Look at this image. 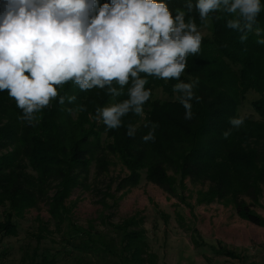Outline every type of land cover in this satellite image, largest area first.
Returning a JSON list of instances; mask_svg holds the SVG:
<instances>
[{
  "label": "trees",
  "instance_id": "1",
  "mask_svg": "<svg viewBox=\"0 0 264 264\" xmlns=\"http://www.w3.org/2000/svg\"><path fill=\"white\" fill-rule=\"evenodd\" d=\"M165 2L175 14L176 9L186 11L188 0ZM104 3L111 0H98V6ZM191 3L193 9L186 19L194 17L202 28L205 25L195 9L196 0ZM230 18L224 13H211V28L203 35L200 53L187 58V69L180 80H199L190 120L184 118L185 109L175 99L173 85L178 81L174 79L148 76L145 87L151 89L152 96L144 105V117L129 113L119 129H108L98 122L95 109L127 99L128 86L113 100L106 89L81 91L69 82L59 94L75 95L76 101L69 104L66 100L61 105L58 99L53 100L51 107L36 114L39 122L34 126L18 119L22 111L16 101L7 90L0 91V206L5 207L0 232L17 235L15 220L48 200L50 221L40 219L41 230L33 236L41 243L45 234L58 233L70 264H157L142 227L143 219L138 216L119 223L107 221L105 231L93 225L81 226L72 217L69 199L77 188L85 186L93 161L103 171L101 166L109 163L110 156L129 171L117 192L138 186L143 172L149 182L176 196L190 179L196 184H209L198 192L199 204L232 206L241 219L264 227V217L254 210L261 203L264 189V45L258 44L253 34L241 42V33L226 27ZM257 25L264 29V11L257 17ZM159 88L167 99L155 97ZM249 91L259 94L252 102L259 118L245 117L242 127L232 128L229 119L240 116L239 109ZM81 105L86 111H77ZM129 123L138 125L134 137L126 134ZM152 123L159 125L155 141L145 142L142 137ZM230 128L231 134L225 139L222 134ZM52 189L55 191L50 195ZM222 254L234 256L226 248H222ZM27 260L29 264H56L57 254L41 252L35 246L31 253H25L22 261Z\"/></svg>",
  "mask_w": 264,
  "mask_h": 264
},
{
  "label": "clouds",
  "instance_id": "2",
  "mask_svg": "<svg viewBox=\"0 0 264 264\" xmlns=\"http://www.w3.org/2000/svg\"><path fill=\"white\" fill-rule=\"evenodd\" d=\"M185 8L173 14L165 0H111L99 6L98 0H0V91L16 101L22 111L18 119L34 126L36 114L53 100L61 105L76 101L75 95L59 94L69 82L81 91L106 89L113 100L128 86L127 99L95 109L98 122L119 129L129 113L144 117L152 96L145 87L148 76L174 79L175 99L190 120L199 80L180 77L188 56L200 53L203 35L194 17L186 19L191 0ZM195 9L205 26L211 13H224L231 17L226 27L240 32L241 42L253 34L264 45V29L257 25L264 11L261 0H196ZM229 123L239 129L245 116L231 117ZM137 127L129 123L126 134L134 137ZM158 127L152 123L143 141L154 142ZM231 130L223 132L225 139Z\"/></svg>",
  "mask_w": 264,
  "mask_h": 264
},
{
  "label": "rangeland",
  "instance_id": "3",
  "mask_svg": "<svg viewBox=\"0 0 264 264\" xmlns=\"http://www.w3.org/2000/svg\"><path fill=\"white\" fill-rule=\"evenodd\" d=\"M210 28L208 24L199 29L202 35H207ZM155 97L168 98L160 88ZM258 98L257 92L249 91L239 114L258 119L252 106ZM103 139L106 140L105 134ZM108 162L100 171L93 161L85 186L77 188L69 199L72 217L79 225H93L105 231L107 221L119 223L138 216L143 219L142 227L151 251L157 256V264H264V227L241 219L232 206L219 202L199 204L198 192L207 189L209 184H196L187 179L184 191L176 196L149 182L143 172L138 186L117 192L119 182L129 171L114 156L108 157ZM54 191L52 189L50 195ZM260 202L254 210L264 217V189ZM48 209V200H44L17 218L15 236L0 232V264H29L30 260L23 262L22 259L35 246L41 252L57 254L56 264H70V257L63 253L65 242L58 233L45 234L41 243L33 236L41 230L40 219L46 223L50 221ZM4 211L5 207L0 206V221L4 220ZM222 248L234 256L222 254Z\"/></svg>",
  "mask_w": 264,
  "mask_h": 264
}]
</instances>
